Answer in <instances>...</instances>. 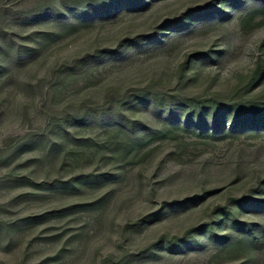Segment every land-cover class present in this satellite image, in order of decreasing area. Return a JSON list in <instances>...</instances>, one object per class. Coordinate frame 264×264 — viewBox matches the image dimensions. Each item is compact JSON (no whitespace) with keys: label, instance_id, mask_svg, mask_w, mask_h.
<instances>
[{"label":"rangeland","instance_id":"obj_1","mask_svg":"<svg viewBox=\"0 0 264 264\" xmlns=\"http://www.w3.org/2000/svg\"><path fill=\"white\" fill-rule=\"evenodd\" d=\"M0 264H264V0H0Z\"/></svg>","mask_w":264,"mask_h":264}]
</instances>
